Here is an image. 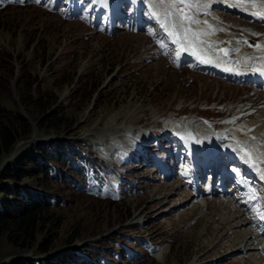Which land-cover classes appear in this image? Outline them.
Here are the masks:
<instances>
[{
  "label": "rangeland",
  "instance_id": "1",
  "mask_svg": "<svg viewBox=\"0 0 264 264\" xmlns=\"http://www.w3.org/2000/svg\"><path fill=\"white\" fill-rule=\"evenodd\" d=\"M112 1L0 0V77L5 79L0 102L20 110L31 127L30 136L17 142L0 160V170L32 142H45L50 148L47 142L67 141L88 161L67 155L71 160L68 168L59 165L49 169L50 175L59 172L64 184L50 189L63 200L60 207L50 210L48 224L36 236V242L52 240L48 252L37 255L35 247L19 249L3 234L0 264L14 257L38 259L70 250L84 256L86 248L101 258L86 257L94 264H264V257L259 260L257 254L244 249L238 252V241L245 240L242 234L232 232L244 219L236 217L241 213L234 207L238 200L233 196L238 191L212 197L221 198L218 202L208 199L205 209L202 202L210 196L193 198L194 190L182 189L186 181H180L184 178L183 146H199L212 138V132L222 134L227 125L233 134L225 145L242 144L241 137L234 134V129L242 128L243 135L252 138L245 146L263 147L252 153L264 158V90L199 72L193 66L180 68L178 59L170 61L163 52L169 47L157 27L146 18L144 22L140 19L143 6L136 5L138 1L124 5L126 13L120 21L108 26V10L103 11L100 4ZM147 8L149 15L155 12L151 5ZM210 14L222 25L251 30L257 26L230 15L223 18L234 22L225 19L223 23L214 9ZM132 17H136L135 22ZM154 20L158 22L157 17ZM187 51L191 50L185 46ZM249 57L254 60L248 59L246 68L251 62L255 65V57L260 56ZM43 93L56 99L48 98L49 105L44 102V108H36ZM241 107L246 108L238 110ZM237 111L243 114L234 118ZM249 114L251 118H242ZM46 116L66 123L57 131L40 130L38 121ZM168 126L174 131L170 142L177 138L180 150L175 143L163 142L167 147L156 146L148 157L138 141L130 144L139 138L137 133ZM147 134L154 141L160 136ZM232 137L236 141L232 142ZM127 144L129 148H125ZM15 149L17 153L10 158ZM171 167L176 169L169 176ZM215 167L204 175L209 187L212 179L217 185L223 178L220 166ZM209 170L215 174L207 178ZM24 183L34 184L26 179L19 185ZM257 191L264 207L259 185ZM243 211L252 212L259 220L255 210L244 207ZM72 235L78 237L65 243ZM227 253L230 255L223 257Z\"/></svg>",
  "mask_w": 264,
  "mask_h": 264
},
{
  "label": "trees",
  "instance_id": "2",
  "mask_svg": "<svg viewBox=\"0 0 264 264\" xmlns=\"http://www.w3.org/2000/svg\"><path fill=\"white\" fill-rule=\"evenodd\" d=\"M3 82L5 79L0 77V86ZM23 96L32 100L30 95L26 96L24 93ZM42 96L38 100L42 102L36 108L49 105L48 98H52L51 101L56 99L55 95L48 97L49 93H43ZM55 119L46 116L38 121L37 127L43 131H57L66 122H56ZM30 134L31 127L24 114L13 105L0 102V160L13 151L17 142L27 139ZM47 143L50 148L45 146V142H32L0 170V235L4 234L19 249L35 247L33 252L37 255L47 253L51 248L52 240L36 242V236L48 224L47 215L50 210L60 207L63 200L49 192L55 184H64V177H59V172L50 175V167L60 165V168H68L71 160L66 158L67 155L79 156L78 160L88 162L67 141L53 140ZM26 179L34 184L30 186L24 183L20 186L19 183ZM77 237L78 235H72L65 243H70ZM86 257L100 258L97 253L86 248L84 256L74 250L60 251L38 259L14 257L5 264H94Z\"/></svg>",
  "mask_w": 264,
  "mask_h": 264
},
{
  "label": "bare ground",
  "instance_id": "3",
  "mask_svg": "<svg viewBox=\"0 0 264 264\" xmlns=\"http://www.w3.org/2000/svg\"><path fill=\"white\" fill-rule=\"evenodd\" d=\"M121 1L122 2L126 1L128 3V0H120V2ZM205 1L206 0H198V3L200 2V11H198V12L196 11L200 15V18L197 20H199L201 22V23H198V26L201 29L199 30L197 25L196 26L193 25V27L191 26V29L195 33H201L202 32L201 30L206 29V27L210 25L212 31L210 34H200L199 35V41L202 43L194 42L193 45H189L190 47H193L195 49V51L193 52V54L191 56H188L185 58L186 67L193 66L196 69H203L202 68V65H203L206 68L205 71L208 70L209 73H212L214 75H217V76L227 75V76H230V78L236 82L243 80V81H246L250 84L257 82V83H261L263 85L264 84V70L257 68L253 64V62H251L249 64V68H246L248 66V63L246 62V61H248V59H246L245 56H243V54L247 55L246 56L247 58H248V55L253 56L256 53L259 54L260 57L261 56L264 57V48H256L255 47V45L264 46V19H258L256 16L251 15V12L254 11V9H252L251 7H245L241 4H239L238 0H222L223 3H221L222 4L221 6L217 5V3L214 0L213 1L208 0L211 3L210 8L216 9L217 11H219V14L221 15L222 18L224 16L230 15V16L236 17L237 19H240L241 21L249 23L248 26L250 24H256L258 27L255 26L254 30H251L249 28L232 27L230 25H224V24L222 25L219 20L213 18V15L210 14V11H207V9L205 8ZM230 5H233L234 7H230ZM163 11H164V8L161 4L160 8H157L156 12L162 13ZM144 14L146 16V20L153 27H158L157 22L154 20L155 16L153 14L149 15L147 13V11H145ZM202 17H206L204 19L206 20L207 25L204 24L205 20H203ZM247 23H245V24H247ZM259 26L261 28H259ZM220 27H224V28H220ZM237 33L241 34L242 36H240L239 34H238V36H236ZM227 36H229V38ZM229 39H231V40H229ZM257 39L258 40L260 39L259 40L260 42H257L256 41ZM247 40H250V41H248V44L245 43V41H247ZM249 44L252 46H250ZM185 45H187V44H185ZM210 45H211V47H209ZM196 46L198 49L196 48ZM200 49H202L203 51H199ZM222 49L227 50L226 55H225L224 51H221ZM255 49H259V52L255 51ZM211 53L213 55H217L216 57H218V58H223V57L226 58V60L229 63L228 67L222 66L219 62L217 63L215 56H213ZM166 54H167V56L170 57V61H173L174 54H173L172 50L167 49ZM198 56H203L204 59L203 60L198 59ZM256 56H258V55H256ZM249 58H251V57H249ZM257 60H259V59H257ZM242 66H243V68H242ZM245 87L251 88L250 86H245ZM244 108H246V107H241L238 110H243ZM242 112L237 111L234 118L240 117V115L243 114ZM234 118H231L232 121L234 120ZM229 128L230 127L227 125L224 127L222 134H221V132L218 133V134H220V137H218V140L220 142H222L226 139L229 140L231 138L233 133L230 131ZM166 130H170V131H168L167 134L164 135V132ZM160 131H161V133H160ZM147 132H153V133L159 132L161 134V136L159 137V142H167V143H175L176 142V139L171 140V142L169 139L170 135L174 133L173 127L172 128L169 127L168 129H167V127H163V128H160V130L153 129L152 131H147ZM218 134L214 133L215 136H218ZM234 134L238 135L242 138V139L240 138L239 142H242V144H244V146L247 144V142H252V140H251L252 138L248 140L247 137H245V135H243L242 128L234 129ZM142 135H144V133H141V134L137 133V136L139 138H135L134 140L130 141V144H131V142L133 144V142H135V141H140L141 146H143V145H146L149 142H151V141L147 140L146 135H144V136H142ZM260 137H262V135ZM263 137H264V135H263ZM249 138H250V136H249ZM262 140H264V138H262ZM130 144H127V146H125V148H129ZM153 144H154L153 142L149 143L147 148L144 149V152L146 155L150 156L152 153V150L155 149V147L154 148L152 147ZM248 146H250L249 148H253V146H251L250 144H248ZM193 148L196 149L195 147H193ZM220 148H222V147H220ZM196 153L198 155L199 151H197ZM250 153L252 154V158L255 161V163L257 165L261 166L262 170H264V160H263L264 158L260 159L259 157L254 156V153H252L251 151H250ZM225 155L226 154H222L221 151H217V153H216V156L218 157L219 160H222L225 157ZM209 157H212V155H209ZM230 161L239 167V170L241 173L244 172V168H243L242 164L240 163L239 157H235L231 153ZM253 169H254V172L256 173L255 168H253ZM174 172H175V168H172L169 175H173ZM254 172H252V173H254ZM252 173L247 172V171L245 172V175H248L249 180H251L253 177ZM196 175H197V173H196ZM261 176H264V174H261ZM178 179H180V178H178ZM196 179H200V177H198V175H197ZM168 180H170V179H168ZM181 180L182 179H180V181ZM165 182H167V181H165ZM181 182H184V180H182ZM181 188L184 190H187V188H189V190L194 189L193 185L188 187L186 184L184 186H182ZM199 188L200 187H199L198 183H196V194L194 193V195H192L193 198H197L198 196H204L206 194V192L204 190L200 191ZM189 190H187V191H189ZM214 191H215V189H213L211 191V193H214ZM216 191L218 192V190H216ZM207 200L208 199H204V202H203V207L205 209H207V206H208ZM212 200H214V201L216 200L217 202L219 201V199H215V198H212ZM220 202H222V201H220ZM225 203H227V202H225ZM223 205H224V207H227V206H225V204L222 203V206ZM238 205H239V203H238ZM222 206H220V207H222ZM239 210H240L239 212H241V213L236 217L238 218L242 215V217L244 219H242V221L239 222V225L234 226L237 228H232V232L242 234L245 237V240H244V242L238 241V244H240V245L238 248L239 251L238 250L237 251L240 253V252H243V249H244V250H246V252L247 251H249V253L251 252L250 254H253V255L257 254L258 255L257 258H259V260H261L260 258L264 257V254L261 253L264 250V244H262V243L256 244L254 242L253 239L257 237L256 236L257 234L253 233L251 231V229H252L251 226L250 227L247 226V224H249V225L255 224L256 220L251 216L252 215L251 212L241 211V210H243V208L242 209L240 208ZM229 221H231V220H229ZM210 225H211L210 223L207 224V226H206L207 230L210 228ZM243 227L244 228L247 227V230L246 229L244 230ZM248 227H249V230H248ZM263 232H264V228L259 227V233H263ZM228 255H230V254L227 253L223 257H226ZM193 264H196V263H193Z\"/></svg>",
  "mask_w": 264,
  "mask_h": 264
},
{
  "label": "snow or ice",
  "instance_id": "4",
  "mask_svg": "<svg viewBox=\"0 0 264 264\" xmlns=\"http://www.w3.org/2000/svg\"><path fill=\"white\" fill-rule=\"evenodd\" d=\"M238 3L245 7H251L254 9L251 15L256 16L258 19H264V0H238ZM161 4L164 11L162 13L153 12V15L157 17L160 27L173 43L177 45H193L194 42L202 43L199 41V35L211 33L212 29L210 25L202 30L201 33H195L191 29L192 24L201 23L193 15V10L197 12L200 11L198 0H166V2L165 0H161ZM204 24L207 25V22L205 21ZM245 43H247V41H245ZM161 47H163L162 44ZM209 47H211V45ZM255 47L264 48L262 45H255ZM221 51H224L225 55L227 54V50L222 49ZM198 59L203 60L204 57L198 56ZM255 59L264 61V57ZM246 155L248 154L246 153ZM261 178L264 179V176ZM252 195L254 196V194ZM255 211L261 219H264V212H261L259 209H255Z\"/></svg>",
  "mask_w": 264,
  "mask_h": 264
},
{
  "label": "water",
  "instance_id": "5",
  "mask_svg": "<svg viewBox=\"0 0 264 264\" xmlns=\"http://www.w3.org/2000/svg\"><path fill=\"white\" fill-rule=\"evenodd\" d=\"M17 149H15L14 153L10 156V158H12L16 153H17Z\"/></svg>",
  "mask_w": 264,
  "mask_h": 264
}]
</instances>
